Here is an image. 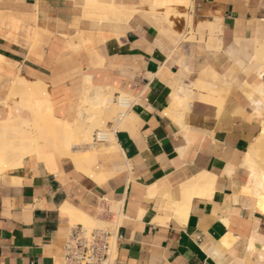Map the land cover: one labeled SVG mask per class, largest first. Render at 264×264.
I'll use <instances>...</instances> for the list:
<instances>
[{
  "label": "crops",
  "instance_id": "obj_1",
  "mask_svg": "<svg viewBox=\"0 0 264 264\" xmlns=\"http://www.w3.org/2000/svg\"><path fill=\"white\" fill-rule=\"evenodd\" d=\"M262 44L264 0H0L1 102L41 82L75 122L85 77L136 99L85 161L105 180L55 156L0 174V264H61L66 206L114 230L112 264H264Z\"/></svg>",
  "mask_w": 264,
  "mask_h": 264
},
{
  "label": "bare ground",
  "instance_id": "obj_2",
  "mask_svg": "<svg viewBox=\"0 0 264 264\" xmlns=\"http://www.w3.org/2000/svg\"><path fill=\"white\" fill-rule=\"evenodd\" d=\"M90 1L94 2L96 0ZM173 1L185 4L191 3V0H154V5L164 7ZM171 12L170 8H167L164 12L163 19L165 21H168V15ZM185 20L186 25L190 28L192 25L191 16H187ZM261 74L262 72L258 71V75L261 76ZM89 81L88 77L84 78L80 109L77 111L75 122L60 120L53 115L51 100L45 84L41 82H26L23 79L15 81L8 96L10 100L0 101L7 108L6 118L0 121V174L21 166L23 159L27 157L35 156L45 164V156L47 154H55L60 159L69 160L78 171L97 182L105 180L107 176L96 173L85 165V161L94 154L93 139L91 140L92 129L94 127L99 128V126L104 128L105 120L110 118L117 108L128 110L130 98L121 93V97L119 96L115 103L111 96V93L114 92L113 89L93 87ZM192 87L199 91L206 90L210 96H215L216 93L215 89L214 91L199 83L192 85ZM180 91L183 93L182 96H184V100L181 101H188L193 96L189 87L188 89L186 87L182 88ZM13 99H15V103L10 106V102ZM132 99L134 100L135 98ZM88 120L91 123L87 122ZM262 134L264 135V130ZM95 135L99 141L106 145H111L115 141L114 134L110 135L102 130ZM261 139L262 141L260 140L261 142H259L264 144V136ZM79 147L84 149L79 150ZM246 161L249 162V158ZM253 176L256 180H259L256 190L259 189L263 193L260 201L263 207L264 173H253ZM204 178L208 179V177ZM200 185L202 186L203 184ZM200 185L196 186L200 187ZM262 207L261 209L263 210L264 208ZM66 212L69 217L80 224L88 226L97 224L95 220L76 212L68 206H66ZM73 214H77L78 218L74 219Z\"/></svg>",
  "mask_w": 264,
  "mask_h": 264
},
{
  "label": "built area",
  "instance_id": "obj_3",
  "mask_svg": "<svg viewBox=\"0 0 264 264\" xmlns=\"http://www.w3.org/2000/svg\"><path fill=\"white\" fill-rule=\"evenodd\" d=\"M119 95L116 96V100ZM129 102V109L131 107ZM94 141L101 142L94 136ZM115 234L112 228L88 229L76 225L62 247L61 264H112Z\"/></svg>",
  "mask_w": 264,
  "mask_h": 264
},
{
  "label": "rangeland",
  "instance_id": "obj_4",
  "mask_svg": "<svg viewBox=\"0 0 264 264\" xmlns=\"http://www.w3.org/2000/svg\"><path fill=\"white\" fill-rule=\"evenodd\" d=\"M172 3H175V4H182V5H184L185 3H182V2H179V3H177V2H175V1H173ZM191 4V3H190ZM187 5H189V3L188 4H185L184 6H187ZM176 16H180V17H182L184 20L186 19V17H187V15L184 13L183 15H177L176 14ZM259 50H258V54H256V56L254 57V62L255 63H261V67L257 70V71H261V72H263L264 71V45L262 44V45H260L259 46V48H258ZM258 73V72H257ZM120 97H121V93H119L118 94ZM111 96H112V99H113V101L116 103V96L117 95H114V92H112L111 93ZM16 99V98H15ZM15 99H13L12 100V102L11 103H15ZM6 100H10L8 97H7V99ZM81 101V100H80ZM130 101L132 102L133 100L130 98ZM79 102V101H78ZM79 109H80V105H79ZM78 109V110H79ZM120 114H122V115H120ZM130 116H131V113H130V111H129V109L128 110H126V109H121L120 107L119 108H117V110L111 115V117L110 118H108V119H106L105 120V125H104V128H102V126H99V128H96V127H94L93 129H92V136H91V140H92V142L94 141V135L98 132V131H105V132H107V133H109L110 135H112V134H114V132L117 130V129H120V128H122V126H123V124H125V123H127V121L129 120V118H130ZM87 122H89V123H91V121L90 120H88ZM93 123V122H92ZM119 123V124H118ZM109 124H112V128L111 129H109ZM116 126H117V128H116ZM102 128V129H101ZM34 134V133H33ZM81 149H82V147H81ZM46 156H52V157H58L57 155H53V154H47ZM45 156V157H46ZM30 157H32V156H30ZM35 157V156H34ZM74 169L76 170V171H78L75 167H74ZM112 210H114V208L112 209ZM81 225V226H83V227H85V228H88V229H94V228H110V226L109 225H106V224H100V225H95V224H91V225H85V224H80V223H78V222H76V221H73L72 223H71V226L72 227H74V226H76V225Z\"/></svg>",
  "mask_w": 264,
  "mask_h": 264
}]
</instances>
